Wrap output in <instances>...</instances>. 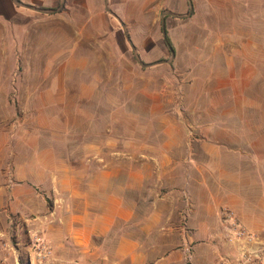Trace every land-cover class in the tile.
I'll use <instances>...</instances> for the list:
<instances>
[{
    "label": "rangeland",
    "instance_id": "374dc122",
    "mask_svg": "<svg viewBox=\"0 0 264 264\" xmlns=\"http://www.w3.org/2000/svg\"><path fill=\"white\" fill-rule=\"evenodd\" d=\"M10 1L18 7L16 9H22ZM139 1L144 12L157 17L156 32L137 34V46L135 37L129 35L136 52L124 34L110 35L104 46L112 61L110 89L119 94L123 91L127 111H134L136 105L137 111L143 113L142 120L147 122L152 116L147 109L155 105L169 120L181 125L188 141L203 138V123L215 121L213 113L204 114L205 109L214 103L227 105L233 95L232 90H215L213 72L206 77L200 72L205 56L214 54L223 41L228 45L223 47H227L237 61L245 59L255 64L258 74L248 88L249 94L264 107V0H149L148 4L146 0ZM61 3L59 0L54 9H59ZM69 7L70 3L65 0L62 9L68 11ZM103 8L112 11L110 6L103 5ZM168 12L189 17L184 24H177L180 20L170 15L165 18L166 30L175 47L171 64L165 63L172 58V53L165 45L162 29L163 15ZM62 15L23 12L13 19L12 25L10 19L0 18V264H104L103 251L105 248L109 252L116 250L121 236L135 238L136 242L141 240L147 248L153 244L161 249H172L177 244L175 241H157L155 236L150 242L149 237L145 238L150 225H141L139 221L150 214L178 218L182 219L180 228L186 227L191 233L188 209H165L162 215L155 206L151 209L153 203L167 206L189 201L190 196L185 191L167 195L164 188L155 191L148 186L140 192L126 194L136 206L135 218L116 219L110 228L111 238L105 240L102 225L107 219L103 222L98 217L107 216L105 210L99 206L93 208L94 199L90 194L60 188L61 163L57 162L55 152L63 132L62 122L75 120L71 113H61L52 91L59 84L53 78L61 65L70 63L74 47L70 41L72 18L68 13ZM217 17L222 18L223 26L232 28L231 32L206 33L202 23L212 25ZM191 18L193 20H189ZM77 20L79 25L86 22L84 17ZM80 41L83 54L88 47L90 54L106 56L101 47L93 50V44ZM250 42L259 48L250 49ZM137 54L151 66L143 68L136 59ZM122 81L130 88L121 89ZM119 82L120 87H117ZM134 86H137L136 99L129 96ZM144 89L151 90L157 98H150L143 93ZM224 118L228 121V117ZM242 121L253 123L250 137H264V112L250 111L243 115ZM83 132L69 129L66 137L82 139ZM118 132L121 135V131ZM152 132L155 138L161 136L157 131ZM215 133L228 136L221 128ZM142 228H146V232ZM88 229L95 232L94 241H86ZM151 232L174 234V240L178 235L177 227L167 223L153 227ZM185 249L187 254L188 249L192 253L191 245ZM91 255L96 257L93 262Z\"/></svg>",
    "mask_w": 264,
    "mask_h": 264
},
{
    "label": "crops",
    "instance_id": "0c3cea01",
    "mask_svg": "<svg viewBox=\"0 0 264 264\" xmlns=\"http://www.w3.org/2000/svg\"><path fill=\"white\" fill-rule=\"evenodd\" d=\"M21 1L49 9H54L59 2ZM67 1L70 9H60L57 14L63 17L62 14L68 13L72 18L70 41L74 47L70 52V63L61 65L53 78L59 84L52 91L55 105L60 107L61 113H71L75 120L62 122L63 132L55 152L57 162L61 163L58 169L60 188H69L71 193L90 194L94 199L93 208L99 206L105 210L107 216L98 214L103 222L107 219L102 225L105 240L111 238L110 228L116 219L128 221L135 218L136 206L126 194L140 192L150 186L155 191L164 188L167 195H179L185 191L190 196L189 201L182 200L167 206L161 202L153 203L151 209L155 206L161 215L165 209H188L191 233L186 227L180 228L182 219L178 218L166 219L150 214L139 221L141 225H150L145 237H149L150 242L156 236L157 241H175L174 248L161 249L153 244L147 248L141 240L136 242L135 238L121 236L116 250L109 252L105 248L103 251L104 264H188L187 245L192 249L191 264H220L222 255L228 251L221 246L219 214L222 208L235 211L247 229L264 231V137H250L248 134L252 132L253 123L242 121L243 115L250 111L264 112V107L249 94L248 89L257 79L255 64L245 59L237 61L229 49L223 47L228 46L224 41L223 45L219 43L220 47L214 54L205 56L200 65L201 74L206 77L213 72L217 83L215 90H232L233 95H230L231 101L227 105L214 103L208 110L204 107V114L213 113L215 121L203 123V138L188 141L181 125L169 120L160 107H149L147 110L152 116L149 121H143V113L137 111L136 105L133 106L134 111H127L123 91L119 94L110 89L112 61L110 52L104 47L109 36L132 35L137 46V34L156 32L157 17L144 12L139 0ZM148 2L146 0V4ZM103 5L110 6L115 16ZM16 8L10 0H0V18L10 19L12 25L15 23L13 19L23 12H37ZM80 17L85 18L84 25H79L77 18ZM187 17L184 14L180 18L175 17L181 22L177 24H184ZM222 22V18L217 17L212 25L203 22L202 26L206 33L231 32L232 28L223 26ZM80 40L87 45L93 44V50L101 47L106 56L90 54L88 47L83 54V48H79ZM249 48L259 47L250 42ZM212 61L218 64L212 65ZM116 86L120 87V82ZM122 88L130 87L122 81ZM130 92L133 94L129 96L136 99L137 86ZM143 93L157 98L151 90L144 89ZM218 128L225 130L228 136L215 133ZM69 129L79 133L85 131L81 133L85 137L68 139ZM139 130L145 132L139 134ZM152 131L161 135L159 140ZM70 135L74 136L73 133ZM166 223L177 227L175 240L174 234L167 233L171 228L163 234L151 232L153 227ZM142 230L146 232V228ZM94 234L92 229H88L86 241H94ZM90 258L93 262L96 257L91 255Z\"/></svg>",
    "mask_w": 264,
    "mask_h": 264
},
{
    "label": "built area",
    "instance_id": "2783aa9c",
    "mask_svg": "<svg viewBox=\"0 0 264 264\" xmlns=\"http://www.w3.org/2000/svg\"><path fill=\"white\" fill-rule=\"evenodd\" d=\"M219 229L221 246L227 249L220 264H264V231L247 229L235 211L228 207L221 209ZM188 264L192 263V253L188 249Z\"/></svg>",
    "mask_w": 264,
    "mask_h": 264
},
{
    "label": "water",
    "instance_id": "95a60500",
    "mask_svg": "<svg viewBox=\"0 0 264 264\" xmlns=\"http://www.w3.org/2000/svg\"><path fill=\"white\" fill-rule=\"evenodd\" d=\"M14 3L17 5V6H20V7H24L26 9H30V10H33V11H37V12H40V13H43V14H54V13H57L58 10L62 9V7L64 6V3H65V0H62V4L60 6L59 9H41V8H38V7H34V6H31V5H27L25 3H23L21 0H13ZM107 4V3H106ZM109 13H111L112 15L115 16L114 12L111 11V10H108ZM167 15H170V16H173V17H177V18H180L181 16H178L177 14H174L172 12H168V13H164L163 15V19H162V29H163V34L164 36L166 35V20L165 18L167 17ZM127 36V40L128 42L130 43L132 49L134 52H136V46L135 44L133 43V41L131 40V38L129 37V34H126ZM175 58V53L173 52L172 53V58L169 60V61H165V63H169L171 64L172 63V60ZM136 59L138 61V63L143 67V68H148L150 67L151 65L149 64H146L144 63L142 60H141V57L137 54L136 55ZM160 63H163V62H160Z\"/></svg>",
    "mask_w": 264,
    "mask_h": 264
},
{
    "label": "trees",
    "instance_id": "16d2710c",
    "mask_svg": "<svg viewBox=\"0 0 264 264\" xmlns=\"http://www.w3.org/2000/svg\"><path fill=\"white\" fill-rule=\"evenodd\" d=\"M41 9H49V8H43L41 7ZM64 10V9H63ZM164 42H165V45L166 47L168 48V50L171 52V53H175V47H174V44L168 34V31L166 30V35L164 36Z\"/></svg>",
    "mask_w": 264,
    "mask_h": 264
}]
</instances>
